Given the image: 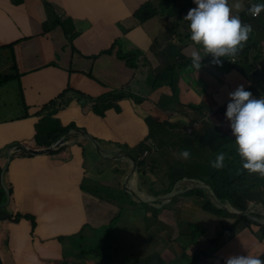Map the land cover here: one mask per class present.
<instances>
[{
  "label": "clouds",
  "instance_id": "obj_1",
  "mask_svg": "<svg viewBox=\"0 0 264 264\" xmlns=\"http://www.w3.org/2000/svg\"><path fill=\"white\" fill-rule=\"evenodd\" d=\"M115 1H95L98 8L93 9L86 7L89 1L84 3L82 0H13L14 9L11 13H21L39 20L43 26L41 36L53 32L56 37L63 35L66 39L63 50H69L70 56H80L91 65L87 70L68 69L70 74H82L83 82L80 79L76 81L82 84L81 90H71L69 86L64 91V96H58L59 101L51 100L41 111L36 112V118L30 120L28 114L24 116L23 123L28 125L32 121L31 125H34L33 137L25 140L29 146L18 140L10 143L13 146L10 153H17L7 162L5 157L4 164L0 166V264H47L37 259L40 254H35L40 253L42 248L54 252L57 243L70 244V253L77 252V257L86 259L85 262L75 264H106L105 259L109 257H105L102 247L95 245V239L99 233L111 229L124 232L131 239L137 234L143 240L139 253L129 255L125 264H165L169 246L176 243L179 244V251L171 257L175 259L172 264H264V260H261L264 257V191L256 189L253 184L264 180V0H191L190 8L181 19L176 0L145 1L133 12L131 19L137 26L144 27L157 18L162 24L160 33L143 41L134 33L137 26L126 27L119 21L116 25L122 26L124 32L114 40L120 42L116 46V52L92 60V57L105 50L91 55L83 51L77 42L95 32L99 25L108 20L106 8ZM148 4H151L155 14L144 20V10ZM245 12H248L249 19L241 22L240 15ZM174 17L178 18L172 20ZM253 21H259V25L255 26ZM51 25L53 28L49 31ZM177 29L181 30L179 34L175 32ZM173 33L176 44L169 43L163 49ZM186 33V38L192 41L190 44L195 49L189 46L186 49L179 47L180 37ZM172 45L177 49L174 55L170 51ZM3 47H9L10 51H3ZM13 49L14 44L8 45L0 41L1 56L13 53ZM122 50L133 51L137 55L144 53L143 60L151 65L143 63L140 70L130 68L127 61L119 57V51ZM251 50H255L256 54H252ZM234 54L236 62L247 57L243 62L237 63L239 67L247 62L246 71L241 72L223 65V57ZM157 56L165 64L159 70ZM63 57V52L61 55L57 54V59ZM106 59L109 61H105ZM101 60L104 61L103 65H100ZM206 67L224 76L240 73L246 80L240 77L241 81L236 85L226 81L221 84L222 92L211 94L212 98L209 99L204 97L202 104L194 102L201 96H196L187 89L185 82H190V77L196 78L198 72L206 70ZM164 70L168 73V80L179 83L181 87L177 90L176 97L190 95L193 101H188L199 116L209 118L208 122L185 121L180 132H174L175 126L163 115L166 114L162 104L163 90L153 89L148 83L151 75ZM12 72L17 73L14 68ZM142 74L143 77L139 80ZM254 75L257 87L250 86L254 82ZM14 77L15 74H11L10 80ZM17 77L20 78L18 75ZM244 84L247 85L246 89ZM97 95H100L107 106H116L112 112L107 113L106 118L96 112L100 109ZM72 104L78 106V116L81 119L95 115L105 120L115 113L122 116L124 125L107 130L103 138L75 122L68 126L49 125L44 129V124L40 121L44 113L65 112ZM117 107L120 108L119 113L116 112ZM46 109L50 112H46ZM149 119L154 124V137L158 143V148L153 145L151 150V141H148ZM52 122L60 121L52 116ZM7 127L11 129L12 125ZM48 129H54L57 133H48ZM67 142L82 149L86 147V152L93 149L91 153L99 158L94 160L93 171H89L86 162L82 167H67V187L87 196L92 195L99 201L102 200L101 195H107L113 189L121 192L106 199L107 205H114L116 211H112L98 232L89 223L68 228L65 221L60 226L51 228L47 225L40 228L39 213L34 212L32 203L28 204V210L14 208V194L23 192L16 191L10 181V160L14 156L18 159L44 157L54 162V157ZM187 146L189 150L192 149V153L187 150ZM179 147L184 149L180 151ZM131 149L138 152L140 149L141 152L136 156ZM175 150L179 152L178 156L174 155ZM86 152L83 151V154ZM126 154L133 160L126 157ZM179 156L183 161L177 162ZM168 159L175 164L172 165ZM140 161L152 168L153 173L143 176L139 171ZM121 163L128 165V171L120 168ZM187 165L190 166V171H187ZM176 166L181 167L179 174L176 173ZM105 172L117 174L116 184L112 180H108L112 183L111 186L104 184L103 180L108 179ZM200 172L204 175L200 176ZM188 173L193 176L190 177ZM247 173L253 183L245 182L244 174ZM29 180L35 196L53 195L55 187H43L37 180ZM228 185L242 197L246 209H239L228 196L220 195L221 190L226 192ZM195 190L203 194L196 193ZM196 201L200 202L204 211L213 215L212 222L218 218V224L226 227L223 232L218 233L210 223L203 227L192 220L189 223L195 227L189 230L184 225L175 224L168 217L161 220L155 215L153 219H149L138 209V206H148L160 210L166 206L178 207ZM236 216H244L250 223L238 233L232 234L229 229L237 222ZM45 220L48 222V214ZM154 228L161 231L150 238L149 233ZM186 234L192 236L191 243L185 240ZM249 235L255 236L258 243H254ZM160 236L162 238L158 240ZM198 236L200 241L206 239L209 247L201 259L196 261V251H192V246ZM245 236L251 240L247 245L241 242ZM75 244H86V248L81 249ZM254 248H259L260 251H253ZM88 252L93 253V257ZM30 253L35 255L33 260L29 258ZM99 256L103 258L101 262H97ZM151 260H158L160 263ZM168 262L169 258L166 264Z\"/></svg>",
  "mask_w": 264,
  "mask_h": 264
},
{
  "label": "crops",
  "instance_id": "obj_2",
  "mask_svg": "<svg viewBox=\"0 0 264 264\" xmlns=\"http://www.w3.org/2000/svg\"><path fill=\"white\" fill-rule=\"evenodd\" d=\"M86 4V7L93 9L98 8L95 1L98 0H82ZM145 1L148 0H116L112 4H108L106 17L108 20L99 25L95 32L89 33L80 39L77 44L85 52L91 55L97 54L102 50H106L115 42L114 40L121 35L118 34V28L116 23L123 22L126 27L137 26L132 21L131 16L133 12ZM179 3V18L181 19L187 9L190 8L191 0H177ZM91 4V6H90ZM14 9L13 0H0V41L5 44H14L13 53H7L4 57L9 58L16 66L20 64L23 71L22 73H15V77L6 82L5 89L0 91V166H2L8 159L15 153H10L13 148L11 141L18 140L24 141L33 137L34 125L32 121L28 122V125L23 123L24 116L28 114L30 120L36 118L37 113L41 111L42 107L49 103L51 100L59 101L60 98L56 95V92L62 88L63 81L59 78L60 73L67 72L70 68L82 69L85 61L80 56L71 55L69 50H63L66 39L61 36H55L54 32L41 36V27L39 20L25 16L21 13H11ZM153 21L149 22L144 27L137 26L134 33L143 41L151 39L157 36L161 28L154 25ZM33 29H32V27ZM111 27V28H110ZM110 31V33H108ZM182 45L187 46L186 40L182 37ZM31 38L30 40H28ZM40 39V40H39ZM31 43V46L35 48L29 53L21 56L17 54V47L19 49H26V44ZM191 48H194L190 46ZM195 49V48H194ZM63 52L64 57L57 59V54L61 55ZM39 58L43 61L42 64H34L24 62V59L31 57ZM74 56V57H73ZM109 57V56H104ZM114 60V58L112 59ZM105 61H109L106 59ZM111 61V60H110ZM104 61H100V65H103ZM55 66L60 68L55 69ZM45 68V75H42ZM198 76L190 77V82H185V86L194 95L201 96L204 90L209 91L211 94H215L223 91V87L219 85L223 80L232 81L234 85L240 83V77L245 79L243 74H228L224 76L213 70L207 68L204 71H199ZM20 76V78L17 77ZM62 75V74H61ZM66 77V76H65ZM69 78V77H68ZM72 78V77H70ZM246 80V79H245ZM197 82L199 84L197 85ZM222 84V83H221ZM226 87V86H225ZM227 88V87H226ZM228 90V88H227ZM44 109V108H43ZM78 106L72 104L67 111H59L58 114H54L53 118L60 122H51L50 125L68 126L72 122H75L96 136L103 138L104 133L109 129L116 127H122L124 120L122 116L115 113L102 120L95 115H88L86 118L81 119L78 116ZM46 112H50L46 109ZM39 117V116H38ZM12 125L11 129H7V125ZM65 146L54 157V162L48 158L40 157L34 159H18L16 156L10 160L9 178L14 184L16 191H22L30 195H25L21 192L14 194L15 204L14 208L28 210L29 203L34 205V212L39 213V227L44 226H60L62 221H65V226L70 228L78 226L83 223H89L94 227L101 226L109 218L112 211H108L106 215H103L95 220H91L86 216V201H89L91 196L84 195L75 191L72 188L67 187V180L65 171L69 166H76L73 162L75 155L82 161L83 151L86 152V147L82 149L79 146H73L72 142H67ZM93 151V149H91ZM10 153V154H9ZM94 155V154H93ZM96 161L99 158L94 157ZM115 168V166L113 167ZM120 168L123 171H128V165L125 163L120 164ZM113 172V171H111ZM107 180H112L116 184L115 178L117 174H108ZM29 179H35L40 186L43 187H55L53 195L50 196H35L31 190L32 182ZM24 187V189H20ZM93 198V197H92ZM95 199V198H94ZM97 200V199H95ZM99 201V200H98ZM90 206H98L105 209L106 203H93ZM114 208L115 206L112 205ZM114 209L113 212H115ZM48 214V222L45 220V216Z\"/></svg>",
  "mask_w": 264,
  "mask_h": 264
},
{
  "label": "rangeland",
  "instance_id": "obj_3",
  "mask_svg": "<svg viewBox=\"0 0 264 264\" xmlns=\"http://www.w3.org/2000/svg\"><path fill=\"white\" fill-rule=\"evenodd\" d=\"M175 2L178 3V1L176 0ZM185 16V15H184ZM183 16V17H184ZM178 17H174L172 18V20H176ZM240 19L241 22H243V20H248L249 19V14L248 12L242 13L240 15ZM263 19H264V15H263ZM154 25L156 24L157 26H159L160 28H162V24L160 22L159 19L155 18L153 19L152 22ZM253 24L255 26L259 25V21H253ZM263 25H264V21H263ZM32 27V26H31ZM53 25L49 26V31L52 30ZM111 28V27H110ZM118 28V34L114 35H121L124 32V28L120 25L117 26ZM33 29V27H32ZM175 32L177 34H179L181 32L180 29L175 30ZM260 30H259V34H260ZM110 33V31L108 32ZM175 34L173 33L171 35V38H174ZM187 33L182 37L184 40H186L187 42V46L182 45V40H181V44L178 46L181 49H186L188 48V46H190V43L192 42L190 39L186 38ZM169 38L167 40V42L164 44V46L162 47L163 49H166L167 46L169 45V43H174L176 44L174 39ZM40 40V39H39ZM35 47L31 46V43H27L26 44V49H19L18 47L17 49V54H21L22 57H24V55H26L27 53H29L31 50H33ZM244 48V43H243V47ZM3 51H10L9 47H3L2 48ZM1 52V51H0ZM252 54H256L255 50H251ZM158 62H159V66L161 68L164 67V61L162 58H160L159 56H157ZM247 57L245 56L243 59L237 61V63L243 62L244 60H246ZM34 60H36V63L34 64H42V60L39 58H34L31 57L29 59H24V62L27 63H32ZM247 62H244V65L239 66L238 70L241 72H244L247 70L246 65ZM90 63L85 62L83 68L81 70H87L90 67ZM16 69V71L19 73H22L23 69L20 66V64H18L17 66L12 65V63L10 62L9 58H5L3 56L0 55V91H3L6 87H5V83L8 82L10 80L11 74H15L14 72H12V69ZM60 67L55 66V69H58ZM44 72H42V75H45V68L43 67ZM66 75V77L63 75V73H60L59 78L63 81V86L61 89H59L56 92V95H62L64 96V91H66V89L70 86L71 90H76L79 91L82 89V84L77 83V80H81V82H83V77L82 74L80 73H73L70 74L69 71L67 70V72H64ZM62 74V75H61ZM71 75V81L70 78H68ZM1 78L3 79L1 81ZM256 75H254V82L253 84H250L251 87H257V81H256ZM76 82V83H75ZM224 80L221 82L223 83ZM221 83L219 85H221ZM199 84V82H197V85ZM90 86V83H89ZM245 87V89L247 88V85L244 84L243 85ZM179 88V83L175 82H171L169 80H163L161 82V89L164 92V97L162 98V104L164 107V110L166 112L165 117L167 118V120H169V122L173 123L172 125L175 126L174 128V132L178 133L180 132V130L183 127V123L185 121H189V120H194L197 122H208L209 118H204L203 116H199L198 113L195 110V107L188 101V100H192V98L190 97V95L188 94H182L181 97L177 98L176 97V93L177 90H180ZM149 92V89H148ZM207 97L212 98L211 93L208 91L204 90V93L201 95L200 99L198 101H194V102H198V103H203V98ZM97 101L99 102L100 105V109L99 111H96L97 113L99 112V116L106 118L105 116L107 115V113L112 112L115 109V105L114 104H110L107 106V104H105L104 100L100 97V95H97ZM184 100V101H182ZM63 105V104H62ZM154 111V109H153ZM117 113L120 112V108L117 107L116 110ZM1 115H0V119H1ZM226 121V119H225ZM226 123L228 124V122L226 121ZM23 144H28L27 141H22ZM175 148H177V146H175ZM180 151L183 150V147H179ZM187 150H189V146L186 147ZM192 153V149L189 150ZM175 156L179 155V152H177V150L173 151ZM93 156L96 157L95 155H93V153H91L90 149H88V151L86 152V154L82 155V161L77 158V156L75 155L73 162L75 163V165L77 167H82L85 162L87 163V167L89 169V171H93L94 169V159ZM173 156V157H175ZM97 158V157H96ZM170 162H172V165L175 164L173 161H171L170 159H168ZM183 161L182 158L179 156V159L177 162ZM105 166L107 165V163H103ZM180 166H176V173L179 174L180 172ZM105 174H108V172H105ZM219 174V173H217ZM200 176H203L204 174L200 172L199 174ZM223 175V173H222ZM164 178L162 179V182L164 181ZM244 179L245 182H250L249 180V174H244ZM121 180L122 177H121ZM105 185H109L111 186L112 183L106 179L103 180ZM253 183V182H250ZM255 184V188L256 189H263L264 191V180L260 181V182H256L253 183ZM121 192L118 189H113L111 191H109V193L107 195H101V203H106L107 204V198H110L112 195L115 194H120ZM256 198H259V196H255ZM262 198H264V193L262 194ZM93 203H99L98 199L95 200L94 198H90L89 201H86V207H88L87 211H86V216L91 219V220H95L103 215H106L108 213V211H113L115 208L110 205V206H106L105 209H102L98 206H90ZM128 203V202H127ZM125 203V204H127ZM155 215L157 217H159L161 220L164 218H169L172 222H174L175 224H181L186 226V228H188L189 230H191L192 228L195 227V225H193L192 223H189L190 220H192V222H197V224L199 225H203V227H205L207 224H211L212 226H214V228L218 231V233L223 232L226 227H221L217 220H219L218 218H215V221H213V215H211L209 212L204 211L201 207H200V202L196 201L193 204H183V205H179L178 207H173V205L170 206H166L163 209H158L154 211ZM212 222V223H211ZM233 222V221H232ZM161 231V229L159 230H155L152 229L149 233V237H153L157 232ZM207 232H205L206 234ZM177 235V234H176ZM163 236V235H162ZM162 236L159 237L158 240H160L162 238ZM250 238L253 240L254 243H258V241L255 239V236L249 235ZM200 236L197 237V239L194 241V244L192 246V251L195 252L196 251V261H198L199 259H201V257L204 255V253L208 250L209 247V242L206 239H201V241L199 240ZM185 240L188 243H191L192 241V236L189 234L185 235ZM242 244L247 245L251 242V240L249 239L248 236H245L244 239H241ZM143 243V240L137 235L135 234V236L132 239H127L126 234L124 232H120L117 231L116 229H111L109 231H104L98 234L97 238L95 239V245L96 246H100L102 247V249L104 250V254L105 257H109L112 259V261L115 264H125L126 259L128 258L129 255L134 254L137 255L141 249L140 244ZM76 247H80L81 249H85L86 248V244H75ZM69 247L70 244H55V251L52 252L50 250H46L44 248H42V250L40 251V253H36L35 255H39L37 257L38 260L40 261H45L47 264H75L78 262H85L86 259L84 257H77L76 254L77 252L74 253H70L69 252ZM179 251V244H174V245H170L169 246V251L166 255V258H169V262L168 264H172L174 262V258L172 259L171 257ZM253 251L255 252H259L260 249L259 248H254ZM90 253L88 252V255ZM257 254V253H256ZM34 254L30 253L29 254V258L31 260H33ZM90 257H93V253L90 254ZM167 259L165 261V264L167 262ZM103 260V258L101 256H99V258H97V262H101ZM264 260V257L261 259ZM180 264H185L184 262H180Z\"/></svg>",
  "mask_w": 264,
  "mask_h": 264
},
{
  "label": "trees",
  "instance_id": "obj_4",
  "mask_svg": "<svg viewBox=\"0 0 264 264\" xmlns=\"http://www.w3.org/2000/svg\"><path fill=\"white\" fill-rule=\"evenodd\" d=\"M144 12L146 13L145 16H144V20L152 18L154 16V14H155V12L152 9L151 4H148V5L145 6ZM118 43H120V42L117 40L115 42L114 46H111L110 49L101 52V54H99L97 56H94L91 59L92 60H96L98 57H101L103 55H113L116 52V49H117L116 46L119 45ZM174 47L175 46L172 45V47L170 48V51L172 50V55H174L177 52V49L174 48ZM178 55H180V53ZM142 56H144V53H140V54L137 55V54L133 53V51H129V52H126V51H123V50L119 51V57L122 60L127 61L128 66L130 68L134 69V70L142 69L143 68L142 67L143 63L148 64L149 66L151 65L148 61H144ZM223 65L225 67H229L230 69H238L239 68L238 64L236 62V59H235V54L231 55V56L223 57ZM142 77H143V74H142V76H139V80H141ZM163 80H168V73H167L166 70L159 72L157 75H151L148 78V83L152 86L153 89H157V88H161V82ZM230 82H232V81H230ZM54 114H56V113H44L41 116L40 121L44 124V129L45 130L51 124L52 116ZM149 123H150V125H149V127H150V135L148 137V141H151L150 147H149L150 150H151L153 145L155 146V148H158V143H157L156 138L154 137L156 130H154V124L152 123V119H149ZM47 132L51 133V134H56L57 133L56 130H54V129H48ZM49 142H51V141H49ZM131 151L136 156H138L137 154L141 152L140 149H139V152L136 149H131ZM186 169H187V171H190L191 168H190L189 165H187ZM139 171L142 173L143 176L148 175V173H153V169L149 168L148 165L144 161H140L139 162ZM187 175H189L190 177L193 176V174L191 175L190 173H188ZM172 177H174V176H172ZM146 183H147V181H146ZM229 187H230V185H228L226 187V192L225 191L223 192V190H221V192H220L221 194L220 195L228 196L229 199L231 200L232 204L234 206H236V207H239V209H243V210L246 209L247 206L243 203L242 197L237 193V191L235 189L229 188ZM195 192L203 194L202 192L197 191V190H195ZM123 193L126 196H128V194H126L125 192H123ZM122 197L123 196H121L120 199H122ZM130 203H132V202H130ZM210 206H212V205H210ZM210 206H208V207L210 208ZM138 209L141 210L142 212H144L149 219H153L154 216H155V213H154L155 210L151 209L148 206H145V207L138 206ZM228 215H230V214H228ZM236 217L238 218L237 222L234 223L229 229L232 234L238 233L241 228L247 227V224L250 223V221L244 216H236ZM101 227H103V226L94 227L92 229H94L96 232H98V229L101 228ZM138 231H140V230L138 229ZM126 237H127V239H131L127 235H126ZM151 261H155V262L160 263V261H158V260H151ZM105 262H106V264H114V262L110 258H106Z\"/></svg>",
  "mask_w": 264,
  "mask_h": 264
},
{
  "label": "water",
  "instance_id": "obj_5",
  "mask_svg": "<svg viewBox=\"0 0 264 264\" xmlns=\"http://www.w3.org/2000/svg\"><path fill=\"white\" fill-rule=\"evenodd\" d=\"M126 157H129L131 160H133V158L129 154H126Z\"/></svg>",
  "mask_w": 264,
  "mask_h": 264
}]
</instances>
